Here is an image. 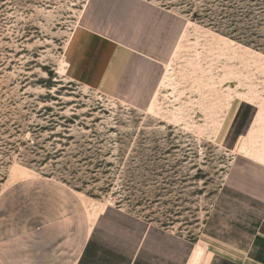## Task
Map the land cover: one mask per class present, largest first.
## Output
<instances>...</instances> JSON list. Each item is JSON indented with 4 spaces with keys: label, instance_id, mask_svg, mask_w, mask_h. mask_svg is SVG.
Listing matches in <instances>:
<instances>
[{
    "label": "rangeland",
    "instance_id": "1",
    "mask_svg": "<svg viewBox=\"0 0 264 264\" xmlns=\"http://www.w3.org/2000/svg\"><path fill=\"white\" fill-rule=\"evenodd\" d=\"M0 264H264V0H0Z\"/></svg>",
    "mask_w": 264,
    "mask_h": 264
},
{
    "label": "crops",
    "instance_id": "2",
    "mask_svg": "<svg viewBox=\"0 0 264 264\" xmlns=\"http://www.w3.org/2000/svg\"><path fill=\"white\" fill-rule=\"evenodd\" d=\"M93 17H94V16H93ZM96 24H97V23H95V25H96ZM140 42H142V41H140ZM140 42H139V43H140Z\"/></svg>",
    "mask_w": 264,
    "mask_h": 264
},
{
    "label": "bare ground",
    "instance_id": "3",
    "mask_svg": "<svg viewBox=\"0 0 264 264\" xmlns=\"http://www.w3.org/2000/svg\"><path fill=\"white\" fill-rule=\"evenodd\" d=\"M105 204V203H104Z\"/></svg>",
    "mask_w": 264,
    "mask_h": 264
}]
</instances>
